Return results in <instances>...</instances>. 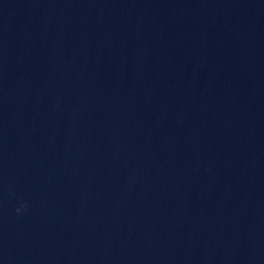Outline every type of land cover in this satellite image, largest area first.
Returning <instances> with one entry per match:
<instances>
[{
  "label": "water",
  "instance_id": "1",
  "mask_svg": "<svg viewBox=\"0 0 264 264\" xmlns=\"http://www.w3.org/2000/svg\"><path fill=\"white\" fill-rule=\"evenodd\" d=\"M0 264H264V0H0Z\"/></svg>",
  "mask_w": 264,
  "mask_h": 264
}]
</instances>
